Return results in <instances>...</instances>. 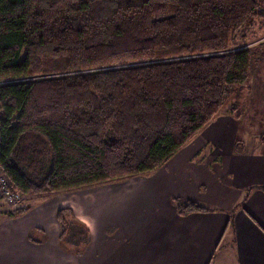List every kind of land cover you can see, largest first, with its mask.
Wrapping results in <instances>:
<instances>
[{
    "label": "trees",
    "instance_id": "16d2710c",
    "mask_svg": "<svg viewBox=\"0 0 264 264\" xmlns=\"http://www.w3.org/2000/svg\"><path fill=\"white\" fill-rule=\"evenodd\" d=\"M254 22L264 27L258 0H0V166L12 188L43 195L161 167L221 109L236 111L227 99L257 48L233 41ZM174 201L181 214L206 210ZM66 215L60 237L85 241Z\"/></svg>",
    "mask_w": 264,
    "mask_h": 264
},
{
    "label": "crops",
    "instance_id": "0c3cea01",
    "mask_svg": "<svg viewBox=\"0 0 264 264\" xmlns=\"http://www.w3.org/2000/svg\"><path fill=\"white\" fill-rule=\"evenodd\" d=\"M260 63L245 110L221 109L161 167L25 195L24 204L35 201L20 213L0 207V264H264V56ZM238 88L228 101L240 108ZM176 197L206 210L181 214ZM63 207L88 229L85 241L60 237Z\"/></svg>",
    "mask_w": 264,
    "mask_h": 264
},
{
    "label": "rangeland",
    "instance_id": "374dc122",
    "mask_svg": "<svg viewBox=\"0 0 264 264\" xmlns=\"http://www.w3.org/2000/svg\"><path fill=\"white\" fill-rule=\"evenodd\" d=\"M258 1H259L260 5H262V9H264V0H258ZM242 36L245 37V39L242 40ZM262 37H264V27L261 26L258 22H254L250 26L243 29L241 32L237 33L236 37L234 38V41H233V43L236 44L237 46H243V45L248 46L249 44H252L255 46V48H257V52L255 53L256 60H255V63L250 68L249 79L246 80V82L240 84L239 88H238V94H239L238 95V101L243 106L238 108L236 103H234L233 101H228V102H231L232 104H234V106L236 108L235 114L237 113L238 115H240L245 110V107H246L245 103L249 102V100L251 98L252 82H254L255 76L257 75L259 77L263 74V68L258 69V66L261 64L260 63L261 56H264V54L262 55L264 48L256 47L260 43H264V40H261ZM257 69H258V71H257ZM39 77L34 76L32 78H39ZM27 79H29V78H25L24 80H27ZM5 80L7 81L10 79H1L0 83H3ZM234 90H236V87L234 88ZM240 95H241V98H244L243 100H239ZM227 100H229V99H227ZM239 102H238V104H239ZM30 199L31 198H29V199L26 198L25 207L27 205H29L31 202L35 201V200H32V199L30 200ZM0 207H4V209L5 208L11 209L9 206H7L3 202L1 197H0ZM225 239H226V237L223 238V240H225Z\"/></svg>",
    "mask_w": 264,
    "mask_h": 264
},
{
    "label": "built area",
    "instance_id": "2783aa9c",
    "mask_svg": "<svg viewBox=\"0 0 264 264\" xmlns=\"http://www.w3.org/2000/svg\"><path fill=\"white\" fill-rule=\"evenodd\" d=\"M0 197L12 210L21 209L24 206V194L12 188L11 182L0 166Z\"/></svg>",
    "mask_w": 264,
    "mask_h": 264
},
{
    "label": "bare ground",
    "instance_id": "6f19581e",
    "mask_svg": "<svg viewBox=\"0 0 264 264\" xmlns=\"http://www.w3.org/2000/svg\"><path fill=\"white\" fill-rule=\"evenodd\" d=\"M2 168V167H1ZM4 171V170H3ZM5 173V172H4ZM6 174V173H5ZM8 177V176H7ZM9 179V178H8Z\"/></svg>",
    "mask_w": 264,
    "mask_h": 264
}]
</instances>
